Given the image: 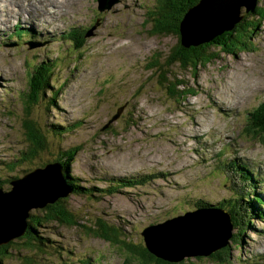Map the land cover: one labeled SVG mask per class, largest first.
Segmentation results:
<instances>
[{"label":"rangeland","instance_id":"obj_1","mask_svg":"<svg viewBox=\"0 0 264 264\" xmlns=\"http://www.w3.org/2000/svg\"><path fill=\"white\" fill-rule=\"evenodd\" d=\"M10 3L16 11L0 13L1 189L8 191L7 178L58 159L70 166L82 190L70 184L67 198L79 226L37 225L39 235L51 239L50 247L42 253L12 244L5 264H21L15 249L38 254L32 264H141L122 241L145 246L141 232L149 225L177 221L194 202L215 204L234 191L244 193L243 173L254 186L245 192L264 198V134L254 136L246 126L248 113L264 102V22L251 35L249 50L236 55L219 52L217 59L195 71L172 65L171 81L182 80L180 93H191L171 97L160 84L166 69L161 66L176 38L153 34L152 11L158 0H108L101 6L98 0ZM60 3L63 8L56 11ZM258 6H264V0ZM16 20L36 37L20 40L13 33ZM74 26L86 29L80 49L67 32ZM81 40L77 35L76 43ZM157 51L155 61L161 64L151 68L149 59ZM38 62L51 63L50 89L37 84L45 78L43 66L32 72ZM33 82L39 87L36 91L31 89ZM118 112L120 116L102 130ZM26 117L46 143L34 157H21L22 151L32 149L24 133ZM55 124L65 129L63 136L50 132ZM140 175L147 176L142 183ZM31 212L45 215L43 210ZM260 212L264 216L258 210L249 221L244 218L237 244L230 240L231 259L213 262L192 254L178 264H264ZM242 214L240 210L238 217ZM207 216L229 230L227 220ZM100 219L119 231L118 241L87 233ZM167 225L151 231L155 235L150 238L172 236V225Z\"/></svg>","mask_w":264,"mask_h":264},{"label":"trees","instance_id":"obj_2","mask_svg":"<svg viewBox=\"0 0 264 264\" xmlns=\"http://www.w3.org/2000/svg\"><path fill=\"white\" fill-rule=\"evenodd\" d=\"M197 1L198 0H158L159 6L155 7L157 9L153 11V16H155V18H153V20L155 21L153 27V34L165 33L167 35H173L176 38V43L173 49L171 50V55H169L168 59L165 61V65L161 66V67H166V69L162 70L161 75L163 76V81L160 82V84L163 87H167L168 96L171 97H175V96L185 97L191 93V92L180 93L183 87H180L179 83H181L182 80L171 81L172 73H170V68L172 65L177 64L181 68L184 69L191 68L192 71H195V69L198 66L200 68L205 67L214 59H217L220 56L219 52L221 53L225 52L226 54L236 55L241 51L249 50L251 44L250 43L251 35L254 33L257 27L261 26L264 22V6H258L260 0H257V4L252 11H246L245 7L242 8V13H244V17L242 16V19L239 22H237L231 30L225 31L222 34L215 36L213 39L209 41L183 46L181 44V35L179 29L180 20L182 19L186 10L190 6L195 4ZM18 28H19L18 26L14 27L15 32L13 33L16 34V36L20 40H23L24 38L29 39L36 37L33 34V32H28V29L21 32L18 31L19 30ZM68 32L73 39L71 43L73 45L77 44L78 49L83 47L85 42L83 36L86 32V29L74 26V28L73 29L70 28ZM77 35H81L82 38V40L79 43H76ZM251 42L253 43V40H251ZM159 55L160 53L158 51L153 52L151 54V58L149 59V65L151 64V68L153 66L161 64L155 61V59ZM152 60H154V62H152ZM37 66H43L45 71V78L39 79L38 82L36 80L37 84L40 87H43L44 90L50 89L51 71H52L50 69L51 63H48L47 65L42 62H38L32 65V72ZM31 89L36 91L39 89V87L36 85L35 82H33ZM32 103H34V101ZM30 107L31 105H28V109H30ZM248 115L250 116V119H248L246 126H251L253 130V135L260 136L264 134V102L260 103L257 106V108H255V110L252 111L251 113L249 112ZM60 128L61 127L58 126L57 124L49 127L50 132L52 134H55L56 136H63L65 134V129L60 131ZM24 133L25 136H27L30 143L32 142V149L31 151L30 150L22 151L21 157H24L25 155L34 157L36 156L38 151L44 150L46 148L44 137L40 134L35 123H33L30 120V118L27 117L24 119ZM75 152L76 151H72L71 153L74 154ZM54 160H58V159H54ZM69 160L70 159H68V161ZM48 162L50 161H46L45 163ZM65 163L61 162L60 164L64 172L66 173L65 176L67 182L71 184L78 191L82 190L81 187L77 186V184L74 183L75 177L70 173L69 170L70 166ZM33 168H37V166ZM28 170L30 169H26L22 171L21 175ZM237 171L238 173L241 172L242 167L238 165L236 167V172ZM242 175L244 179L240 178V180H245V183L243 184L244 193L242 191H234L232 195L228 197V199H221L215 204H210L207 202L193 203L192 210H196V209H201L204 211L212 210V211L225 212L227 215L229 214L230 220L228 221V224L230 228L229 230H227L226 233L225 232L222 233L221 241H218L217 234H214L213 231H209V233H204L205 236L200 237L203 239L202 247H194V249L190 250L191 251L190 256L192 254L194 255V257L204 255L213 262L223 261L226 260V258L231 259L230 240H232V243L233 240H235L236 244L239 242L240 238L238 236H241L243 234L244 226L246 225L244 222V218H246V221H249L253 217L250 216V214H253L255 212L258 213V210L260 211L264 210V198L262 196L254 195V194L252 195V193L250 194V192H245L247 187H250L251 190V188H253L254 186H250L248 184V182L252 180L249 176L245 175V173H243ZM145 177L147 176L140 175L141 182L138 183H142V178L145 179ZM10 178H12V176ZM8 179L9 178H7V182L9 184ZM130 180H134V179L131 178ZM145 181H150V180L146 179ZM0 187L3 188L1 185ZM6 188L9 189L10 186L8 185V187ZM106 191L112 193L109 188L106 189ZM249 195H252L251 199ZM67 198L68 197L66 198L59 197L53 203H48L44 206L33 208V210H37V211L43 210L45 214L44 216H42L41 214H38L36 216L33 215L31 209L30 210L31 213L29 212V216L27 218L28 229H26V232L23 234V236L13 240L12 242L11 240H9L8 242L0 245V264H5V257H7L9 253L8 247L11 246L12 244L18 245L19 243H21V245L26 246L27 248L38 249L42 253L45 251V249L50 247V245L52 244L51 239L47 237H41L37 231V227H36L37 225L43 224L48 226L49 229L52 228V225L55 223L64 224L69 227L79 226L80 222L78 221V218L75 215L73 217L72 213H70L67 207ZM258 204L263 209L258 207ZM240 210H243V214L240 217H238V212ZM260 213L261 216H263L262 212ZM232 229L235 232H233ZM230 230H231V235L230 238L227 239ZM87 233L90 235H94L95 237L101 238L105 241H110V243L112 242L114 243V241H118L117 237H119V231L116 228H114V225L102 219L96 221V223L94 224V229L87 228ZM206 238H210L212 239V241L209 242L207 241ZM122 243L131 252V256L133 258L138 259L141 264H178L177 260H174V258H172L171 256L165 254L163 255L162 253H160L157 247L154 245L150 247L151 248L150 250L147 246L128 245L123 241ZM175 247L178 248L176 244H173L172 248L174 249ZM182 248H184L183 251L188 252L189 250V246L187 248L186 247H182ZM157 251L161 254L160 256L156 254ZM15 255H18L22 258L19 260L21 264H32L35 261H37V259L39 258V255L32 250L26 251L21 249H15Z\"/></svg>","mask_w":264,"mask_h":264},{"label":"water","instance_id":"obj_3","mask_svg":"<svg viewBox=\"0 0 264 264\" xmlns=\"http://www.w3.org/2000/svg\"><path fill=\"white\" fill-rule=\"evenodd\" d=\"M107 1L104 0V2ZM256 4L257 0H198L186 10L180 20L181 44L188 46L189 44L202 43L231 30L242 19V8L245 7L246 11H252ZM196 32L199 37L194 38ZM119 115L120 112L109 119L102 130H105ZM65 177L60 162L50 161L26 171L20 177L13 176L10 178L8 191H3L0 187V245L14 238L15 226L20 228L23 234L26 232L27 222H24V220H27L31 209L53 203L59 197L66 198L69 196L72 186ZM201 211V209L187 211L184 215L178 216V220L175 222L170 219L165 221L166 224L149 225L141 232L145 246L151 250L150 247L154 245L160 253L171 256L177 261L182 260L185 256H190L191 246L187 235L188 227L194 218L201 215L217 224L212 230L214 234L218 233L219 228H221V232H227L223 230L222 225L215 217L207 215L212 214L217 216L222 222L227 220L228 223L230 220L229 214L210 210L205 211L204 213H207V215H204ZM167 224H171L172 227ZM166 225L170 233L174 232L172 236L167 237V234H163L155 237V240L152 237L150 238V236L155 235L151 231L155 228L159 230ZM8 230L11 231L9 232ZM230 235L231 230L227 239L230 238ZM173 244H176L178 248L175 247L174 250L172 248ZM188 246V252L183 251L184 248L182 247L187 248ZM158 251L156 254L160 256L161 254Z\"/></svg>","mask_w":264,"mask_h":264},{"label":"bare ground","instance_id":"obj_4","mask_svg":"<svg viewBox=\"0 0 264 264\" xmlns=\"http://www.w3.org/2000/svg\"><path fill=\"white\" fill-rule=\"evenodd\" d=\"M98 2L100 4V6H101V3H105L104 0H100ZM202 212L204 213L205 211L202 210ZM202 216L203 215H201V216H199L197 218H194L193 222H191L190 225H189V227H188V238H189L191 250L194 249V247H202L203 239L200 238V237L205 236L204 233H209V231H212L213 230V227L217 226V224L213 220L208 219V218H206L204 216L202 217ZM24 222H28V220H24ZM165 224H166V222H165ZM26 229H28V224L26 226ZM8 231L10 232L11 230H8ZM173 234H174V232H173ZM21 236H23V233L21 232V229L18 228L17 226H15V236L11 240V242L13 240L21 237ZM206 239L209 242L212 241V239H210V238H206ZM217 239H218V241H221L222 240L221 228L218 229Z\"/></svg>","mask_w":264,"mask_h":264},{"label":"clouds","instance_id":"obj_5","mask_svg":"<svg viewBox=\"0 0 264 264\" xmlns=\"http://www.w3.org/2000/svg\"><path fill=\"white\" fill-rule=\"evenodd\" d=\"M9 10L11 11H16L14 6L10 3V0H0V13H7ZM53 161H58V160H53ZM60 162V161H58ZM61 163V162H60ZM45 164V163H44ZM43 165V164H42ZM40 165V166H42ZM38 167V166H37ZM33 169V168H32ZM24 174V173H23ZM22 174V175H23ZM21 175V176H22ZM20 177V176H17Z\"/></svg>","mask_w":264,"mask_h":264},{"label":"flooded vegetation","instance_id":"obj_6","mask_svg":"<svg viewBox=\"0 0 264 264\" xmlns=\"http://www.w3.org/2000/svg\"><path fill=\"white\" fill-rule=\"evenodd\" d=\"M156 9H157V8H155V10H156ZM155 10H154V11H155ZM152 13H153V11H152ZM108 127H109V126H108Z\"/></svg>","mask_w":264,"mask_h":264}]
</instances>
